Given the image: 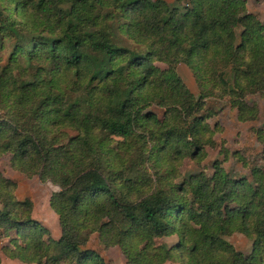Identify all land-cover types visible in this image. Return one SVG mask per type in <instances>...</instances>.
Returning <instances> with one entry per match:
<instances>
[{"label":"trees","instance_id":"1","mask_svg":"<svg viewBox=\"0 0 264 264\" xmlns=\"http://www.w3.org/2000/svg\"><path fill=\"white\" fill-rule=\"evenodd\" d=\"M176 2L0 0V157L57 185L49 202L60 225L53 237L0 170V236L15 232L1 246L8 257L114 264L82 248L96 231L129 264H264V168L233 176L216 156L208 171L178 169L215 144L204 98L226 95L238 119L256 117L246 96L264 93V25L244 0ZM113 21L143 48L117 42ZM255 131L264 151V128ZM235 231L250 251L225 238ZM172 234L175 244L157 242Z\"/></svg>","mask_w":264,"mask_h":264},{"label":"rangeland","instance_id":"2","mask_svg":"<svg viewBox=\"0 0 264 264\" xmlns=\"http://www.w3.org/2000/svg\"><path fill=\"white\" fill-rule=\"evenodd\" d=\"M170 4L177 5L176 0H167ZM247 11L254 13L257 18L264 25V0H244ZM115 25V36L117 42L127 45L130 48L141 50L142 44L135 41L130 36L124 34L120 30L119 25L113 21L112 26ZM264 35V31H263ZM13 39L6 42V47L3 49V56H8L12 45ZM155 64L161 68L167 65L162 61H155ZM178 75L183 82L187 85L189 90L196 96H199V87L197 85L193 71L184 63L179 62L176 65ZM248 101H254L257 105V115L253 119L240 120L237 117L236 108L231 105L228 96L212 94L204 98V107L212 110L214 113L207 117V122L213 129L212 139L215 144L213 146L205 144V154L198 165L195 160L186 156L183 158L182 163L178 165L181 173L186 175L189 171L197 169L198 166H204L205 170L211 169L210 163L218 156L221 159V164L230 175L245 174L249 177V167L256 164L264 168V151L263 145L258 140L255 129L264 128V93H254L246 96ZM157 112L160 118L163 116L164 107L150 105ZM204 111V109H203ZM70 132L71 129H68ZM222 147L228 150L225 153L220 150ZM0 170L4 175L13 178L16 181L15 195L18 198H30L33 202L32 216L43 223L49 230L53 237H58L60 234V225L58 215L50 206V196L57 185L51 181H42L38 174L27 176L24 173L13 169L10 166L8 154L0 157ZM15 232L10 231L9 236H0L5 238L3 244H7L10 237H14ZM237 249L250 251L252 248V240L244 233L235 231L225 236ZM178 240L176 234L169 236L159 237L158 243L166 245L175 244ZM2 244V245H3ZM1 245V246H2ZM91 248L101 254L105 259L112 261L114 264H129L126 261L121 249L117 245L109 247L104 246L100 241L98 233L93 231L90 233L86 244L82 248ZM2 253V252H1ZM1 261V258H0ZM2 264H15L13 262H4ZM33 264V263H32ZM163 264H180L175 261H166Z\"/></svg>","mask_w":264,"mask_h":264},{"label":"crops","instance_id":"3","mask_svg":"<svg viewBox=\"0 0 264 264\" xmlns=\"http://www.w3.org/2000/svg\"><path fill=\"white\" fill-rule=\"evenodd\" d=\"M5 238L4 237H0V258H1V261H0V264L8 261V262H13L15 264H32V263H27V262H23L19 259H16V258H11V257H8L1 249V245L5 242ZM2 252V253H1Z\"/></svg>","mask_w":264,"mask_h":264}]
</instances>
